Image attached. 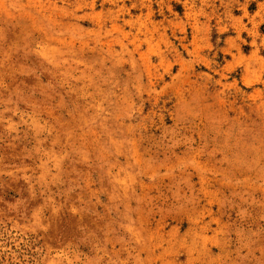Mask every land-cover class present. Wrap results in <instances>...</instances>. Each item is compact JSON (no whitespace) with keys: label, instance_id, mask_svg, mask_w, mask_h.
<instances>
[{"label":"rangeland","instance_id":"rangeland-1","mask_svg":"<svg viewBox=\"0 0 264 264\" xmlns=\"http://www.w3.org/2000/svg\"><path fill=\"white\" fill-rule=\"evenodd\" d=\"M0 264H264V0H0Z\"/></svg>","mask_w":264,"mask_h":264}]
</instances>
